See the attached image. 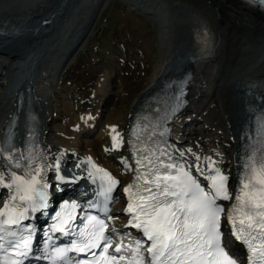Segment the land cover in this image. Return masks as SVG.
<instances>
[{"label": "bare ground", "instance_id": "6f19581e", "mask_svg": "<svg viewBox=\"0 0 264 264\" xmlns=\"http://www.w3.org/2000/svg\"><path fill=\"white\" fill-rule=\"evenodd\" d=\"M72 1L0 0V28L3 27L5 29V33H0V56H3V59H0V87L9 92L7 96H5V93L0 101V140L6 122L11 118L12 113L19 117L16 129L19 131L17 140H21L26 131L27 114L29 111L35 110L39 113L40 121L38 126L46 158L47 173L54 169L57 170V161L59 166L64 167L76 166L77 162L85 161L87 162V168L84 169V172L92 173L96 176H104V173L107 172L112 179L116 181L122 180V185H120L122 190L123 184H127L130 181L132 162L129 155L128 140L124 137V127L118 122H111L106 126H102L98 118L100 115L97 114L99 111L94 114L83 113L82 109L78 107L77 115H74L73 112L68 114L70 117L68 116L65 125L73 122L69 131H61L55 138H52L49 134L50 124L55 119L51 111V103L56 98L57 93L55 90L57 86L56 74L59 70L61 72L69 65L79 45H82V42L78 44V41L84 38V32L88 24L93 20L92 16H94L96 10L98 11L102 6L104 7L103 4L105 3V0H92V3H85L84 8L78 7V12H75L74 16L71 13L72 15L63 17L59 24L68 31L75 17L79 19V25L67 38H64L63 41L67 48L62 50L63 52L60 54L54 50L47 67L44 70H40L37 65L42 54L41 49H39L41 42L43 43L44 37L50 36L49 32L56 26L57 17L64 13L63 6L69 5ZM137 1L140 3L141 0ZM169 1L172 2L171 5L178 8L187 7L190 9L196 6L195 0ZM227 1H231L245 9L257 10L261 12V15H264V12L258 8L250 7L242 0H210L209 5L211 8L207 9L201 6L200 9L198 8L200 10H198L199 13L192 12L195 18L186 26L184 37L175 42L179 43V46L171 47L170 54H168L164 63L161 64L158 70L154 71L146 88L137 96L139 101L142 100L141 104L138 105L135 112L133 111L132 116L124 122L125 124L128 123V127L130 126L132 119L143 111L145 99L158 90L166 78L190 71L192 78L188 86L190 91L187 97L189 103L173 121L175 133L172 139L176 158L179 162L186 164V166H189L190 163L195 165V162L200 161V165L197 163V166H191L190 171L207 188H209L210 180L205 179V177L209 166L228 172L229 175L227 176L233 184L227 185V187L229 193L232 194L236 191L239 176L237 174L234 177V173L232 175L230 173L232 172L231 170L240 168L239 163L244 158V142L239 140L240 132L246 129L248 119L253 112L258 108L264 109V72L253 78L256 82L251 87H246L235 77H228L227 71L230 70L232 63L241 56L238 47L240 48L242 38L238 25L234 26L226 22V14H223V12L224 8H227ZM87 4H89V7L86 6ZM38 5H40L39 8H37ZM149 5L156 11L159 7V2L153 0ZM230 7L234 11L238 9L233 5ZM153 10L149 9L148 13L152 15L159 14L157 26L164 31V38H171L172 32L165 26L162 27L164 16H162L161 10L156 13ZM35 11L40 12L37 15L38 21L26 19ZM201 15L208 16L209 19H207L208 22L210 21L211 28L209 30L214 33L211 38L214 45L212 55L215 53L212 58H210L211 55L207 57L208 60L206 61L203 60L204 58L201 59L196 54L194 55L197 48L193 49V38H197L201 42L200 44L205 49L207 48V41L200 39L199 36L194 34L200 33L201 30L200 25L196 24L200 20L199 18L205 20V17L203 18ZM6 21L8 22L7 25L4 24ZM203 25H205V28L209 27L204 21ZM75 41L78 43L76 44ZM176 49L179 50L177 53H175ZM172 53H175V55L168 61ZM189 55L195 57L193 62H189L187 59ZM62 64L65 66L62 67ZM215 66L219 67L221 74L214 73ZM3 80H8V88L7 85H3ZM105 87L104 91L103 89L100 90V98H95L98 108L100 105L105 106L109 99L110 83L105 82ZM18 96L23 97V104L19 109L17 108ZM218 97L222 102L221 105H223L230 116V124L226 129L228 136L230 135L236 140L235 159L232 151H229V144L231 145L233 142L231 139L227 138L229 143L224 147L218 144L211 145L216 138L223 135L219 121H208V117L216 112L215 109L220 103ZM202 119L208 125L212 134L211 137L196 133L184 139L183 136L179 135L180 130L189 121ZM114 137L115 140L113 139ZM239 142L243 144L238 145ZM196 157H200V159L197 160ZM205 157L209 158V160L206 161ZM197 167L203 170V175L197 171ZM98 169L101 171H97ZM78 172L81 173V170H78ZM49 179L53 182L55 176L51 175ZM71 181L72 179L69 184L63 185V188H68ZM232 202L233 200L223 202L226 212ZM119 204L122 206L123 201L118 202L117 207ZM114 211L118 212L116 208ZM119 215L121 218V212ZM221 224L224 228L223 236L225 241L233 243L229 250L235 253L237 257H243L244 252L241 245L234 240L226 229V218L223 214L221 216Z\"/></svg>", "mask_w": 264, "mask_h": 264}, {"label": "snow or ice", "instance_id": "6c2138e0", "mask_svg": "<svg viewBox=\"0 0 264 264\" xmlns=\"http://www.w3.org/2000/svg\"><path fill=\"white\" fill-rule=\"evenodd\" d=\"M246 2L264 5V0ZM260 131L264 139V116L261 117ZM3 151L0 150V161H4ZM261 152L264 153V149ZM205 160L209 158L205 157ZM34 163L25 161L23 167H31L32 171L17 175L15 169H22L18 157L9 155L4 161L5 171L0 173V183L9 180L10 183L4 184V187L11 194L3 208L9 209L17 198L19 203L12 204V212H0V241L5 238L2 233L9 231L3 226L19 225L21 220L29 218V211L44 214L43 210L48 207L46 189L49 185L41 183L42 176L37 180L41 168L34 167ZM136 165L139 167L135 181L124 188V192L129 193L126 211L131 216L125 227L136 229V238L129 241V245H124L121 240L113 246L117 230L110 229L105 234V229H108L105 220L111 219L105 206L103 219L87 216L80 220L83 227L78 229L79 245L83 247L72 241L69 248H57L58 259L63 261L67 259L66 253L75 251L85 255V264L88 256L102 257L99 264H237L238 260L240 264H264V159H258L254 153L249 154V162L244 166L246 174L243 179H238L240 187L232 194L227 187L229 177L221 174L218 168H212L205 177L211 181L206 191L198 179L190 174V170H185V165L178 163L167 151L166 145L156 147L150 155L136 160ZM8 169H13L10 174ZM56 169L59 171L58 161ZM197 171L203 175V170L197 167ZM104 176L107 177V191L110 192L117 181L107 172ZM57 180L64 181V177L57 176ZM101 194L106 196L105 193ZM219 200H233L227 212L218 203ZM70 206L77 207L76 204ZM15 209L20 211L15 212ZM222 214L230 224L231 234L247 245L250 254L243 259L226 251L227 245L222 242ZM5 215L8 218L2 219ZM56 216L59 218L60 213H56ZM84 220L96 222L91 233L85 232L88 225L84 224ZM60 231L66 232V229L61 227ZM67 234L71 235L70 232ZM256 241H259L258 246ZM9 246L16 247L19 255H27L26 251L20 250L18 243L9 241ZM23 247L27 249V241H24ZM125 249L129 257L127 260Z\"/></svg>", "mask_w": 264, "mask_h": 264}, {"label": "rangeland", "instance_id": "374dc122", "mask_svg": "<svg viewBox=\"0 0 264 264\" xmlns=\"http://www.w3.org/2000/svg\"><path fill=\"white\" fill-rule=\"evenodd\" d=\"M91 1L73 0L69 5L63 6L64 13L57 17L56 26L49 32L50 36L44 37L43 43L41 42L39 47L42 54L37 66L40 70L47 67L54 50L60 54L63 52L62 50L67 48L63 41L64 38H67L79 25V19L75 17L68 31L59 24L63 17L70 16L71 13L74 16L75 12H78V7L82 9L85 3ZM152 1L141 0L139 3L137 0H105L104 7L102 6L98 11H95L94 16H92L93 20L84 32V38L78 41L79 43L77 42L78 44L82 42V45H79L69 65L56 74L57 86L55 90L57 93L56 98L51 103V111L55 119L49 127V134L52 138H55L61 131L66 132L71 129L70 125L73 122L67 125H65V122L68 119V114L73 112L74 115H77V108L79 107L83 113L94 114L99 111L97 114L100 116H97L102 126H106L111 122H118L124 127V137L127 139L128 123L125 124L124 121L130 118L133 111L135 112L138 105L141 104L142 100L139 101L137 96L146 88L154 71L158 70L161 64L164 63V60L170 54L172 44L184 37L186 26L195 18L194 13H199L201 6L207 9L211 8L209 5L210 0H195L196 6L190 9L187 7V9L184 7L178 8L171 5L172 2L169 0H156L159 2V7L154 11L153 7L149 5ZM226 4L227 8H224L223 12V14H226V22L230 25H238L242 38L240 48L238 47L241 56L232 63L230 70L227 71L228 77H235L243 85L251 87L256 82L253 78L264 72V15H261V12L257 10L245 9L235 5L231 1H227ZM232 5L238 8H236L237 11L230 7ZM86 6L89 7V4ZM149 9H152L155 13L161 10L160 12L164 16L162 27L165 26L172 32L171 38H164V31L157 26L159 14L152 15L148 13ZM39 14V11H35V21L39 20L37 17ZM201 16L205 17V20L199 18L200 20L196 24L205 27L203 25L204 21L209 26L206 29L210 32L212 38L214 33L209 30L211 29L210 21L208 22L209 18L206 15ZM193 41L196 48L201 49L199 55L196 50L194 52V55L196 54L198 58H204L203 60L206 61L210 55V58L214 56L215 52L212 55L213 42L211 54L206 55L208 48L205 49L197 38H193ZM205 50L207 51L205 52ZM0 59H3L2 55ZM218 68V66H215L214 73L221 74ZM105 82H109L111 85L109 99L105 106L100 105L98 108L95 98H100V90L103 89L104 91L106 88ZM3 91L4 89L0 87V101L2 100ZM188 93L190 94V91ZM188 93L187 97L189 96ZM218 99L220 103L215 109L216 112L208 117V121H219L223 135L216 138L211 145L218 144L224 147L229 143L227 138L233 142H236V140L230 135L228 136L226 128L229 127L230 116L221 105L222 102L219 97ZM244 113L246 114V112ZM203 121L204 119L189 121L180 130L179 135L183 136L184 139L196 133L211 137L212 134L208 125ZM123 123L124 125H122ZM233 142L231 145L229 144V151H232V153ZM233 158H236V153L233 154ZM197 163L200 165V161ZM197 163L195 162L196 166ZM195 165L191 164L193 167ZM234 170H231V175ZM225 174L229 175L228 172H225ZM118 182L119 187L117 189L120 191L122 180H118ZM227 185H232L231 179H229ZM118 200L119 197L116 196L108 208L113 211L115 208L117 209L118 212L113 218L115 221L119 220V213L121 212V209L117 207ZM231 245L233 243H228L229 247Z\"/></svg>", "mask_w": 264, "mask_h": 264}, {"label": "clouds", "instance_id": "9594fccd", "mask_svg": "<svg viewBox=\"0 0 264 264\" xmlns=\"http://www.w3.org/2000/svg\"><path fill=\"white\" fill-rule=\"evenodd\" d=\"M202 33V35H201ZM195 35L199 36L200 39L207 41V48H208V52L206 53V55H210L211 51H212V41H211V34L210 32L207 31V29L202 26L200 33H194ZM201 49H197V53L198 55L200 54Z\"/></svg>", "mask_w": 264, "mask_h": 264}, {"label": "water", "instance_id": "95a60500", "mask_svg": "<svg viewBox=\"0 0 264 264\" xmlns=\"http://www.w3.org/2000/svg\"><path fill=\"white\" fill-rule=\"evenodd\" d=\"M176 46H179V43H174V47H176ZM175 51L178 52L179 50L176 49ZM187 59H188L190 62H193L194 59H195V57H194L193 55H189V56L187 57ZM64 66H65V65L62 64V67H64ZM246 92H247V91H246ZM19 107H21V103H20V106H19Z\"/></svg>", "mask_w": 264, "mask_h": 264}]
</instances>
